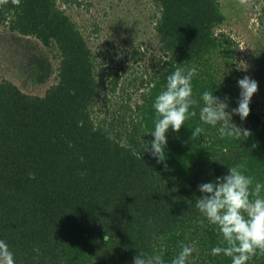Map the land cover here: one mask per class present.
I'll return each instance as SVG.
<instances>
[{"label":"trees","instance_id":"16d2710c","mask_svg":"<svg viewBox=\"0 0 264 264\" xmlns=\"http://www.w3.org/2000/svg\"><path fill=\"white\" fill-rule=\"evenodd\" d=\"M152 1L160 11L155 31L162 55L129 78L128 54L119 68L98 61L102 55L91 51L65 10L69 0L0 4V24L60 55L58 81L44 95L0 82V239L16 264H133L140 250L160 252L170 264L181 244L197 249L188 264H231L211 255L221 237L216 226L198 223V186L235 165L264 183V115L253 100L245 120L233 114L251 133L238 139L221 138L219 126L200 121L204 91L226 99V111L238 107L239 71L219 74L212 63L215 55L224 60L235 52L232 38L216 34L225 21L220 1ZM144 57L138 49L130 54L136 63ZM177 67L197 69L192 86L200 103L179 132L169 129L166 159L157 163L145 150L154 139L153 104ZM147 77L131 103L129 89ZM101 108L102 119L95 115ZM196 126L205 133L191 139ZM248 264H264V256Z\"/></svg>","mask_w":264,"mask_h":264},{"label":"rangeland","instance_id":"374dc122","mask_svg":"<svg viewBox=\"0 0 264 264\" xmlns=\"http://www.w3.org/2000/svg\"><path fill=\"white\" fill-rule=\"evenodd\" d=\"M219 1L225 21L216 34L223 32L232 38L235 52L224 60L215 55L214 71L228 74L237 69L240 79L244 76L255 79L259 88L252 100L257 111L264 115V0H249L248 7L239 0ZM64 6L88 40L91 51L102 55L98 61L106 60L119 68L120 58L129 55L123 69L127 70L126 77L134 69L144 71L162 55L155 31L160 11L152 0H69ZM136 49L145 54L137 63L130 58ZM58 54L37 38L23 36L12 31L8 24H0V82L10 80L26 93L44 95L58 81ZM148 78H143V85L139 80L137 86L129 89L131 103L139 98L136 88L145 90ZM95 115L102 119L105 110L101 108Z\"/></svg>","mask_w":264,"mask_h":264},{"label":"clouds","instance_id":"9594fccd","mask_svg":"<svg viewBox=\"0 0 264 264\" xmlns=\"http://www.w3.org/2000/svg\"><path fill=\"white\" fill-rule=\"evenodd\" d=\"M7 2L8 0H0V4ZM12 3L19 5L20 0H12ZM239 3L245 7L250 6L249 0H239ZM197 74L195 67L190 69L177 67L167 76L166 87L154 100L156 118L154 130L150 132L154 139L145 150L151 152L157 163H163L166 159L165 148L168 143L166 134L169 129L179 132L186 121L197 115L196 111L191 110L200 103L193 97L192 80ZM238 86L240 88L238 107L233 108L231 112L226 111L229 106L227 100H222L213 92L204 91L200 97L203 102L199 110L200 121L212 127L219 126L221 138L238 139L251 135L249 130L242 129L234 123L232 116L238 114L242 121L249 116L250 103L254 94L258 92L259 85L255 79L244 76L238 80ZM203 133L205 129L196 126L191 139H196ZM69 146H72L71 142ZM30 177L34 178V175L30 174ZM198 190L202 193L195 202V207L202 217L198 219V223L204 225L206 220L208 224L216 226L221 237L220 244L211 249V255L228 257L231 264H248L253 257L264 256V183L246 175L242 165H235L228 168L227 174L200 184ZM34 251L39 253L40 249L35 248ZM195 252L197 249L194 246L181 244L179 253L170 264H188ZM0 264H16L14 252L3 239H0ZM133 264L166 262L160 252L148 253L140 250L134 257Z\"/></svg>","mask_w":264,"mask_h":264}]
</instances>
